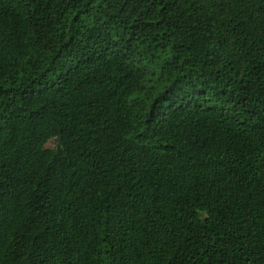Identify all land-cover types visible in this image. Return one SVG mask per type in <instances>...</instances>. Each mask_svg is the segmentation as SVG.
<instances>
[{
	"label": "trees",
	"instance_id": "obj_1",
	"mask_svg": "<svg viewBox=\"0 0 264 264\" xmlns=\"http://www.w3.org/2000/svg\"><path fill=\"white\" fill-rule=\"evenodd\" d=\"M0 264H264V0H0Z\"/></svg>",
	"mask_w": 264,
	"mask_h": 264
}]
</instances>
